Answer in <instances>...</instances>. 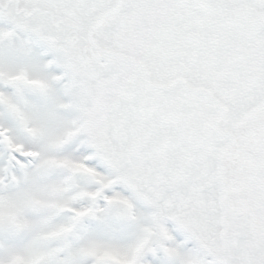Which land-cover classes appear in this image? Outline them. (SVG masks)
Masks as SVG:
<instances>
[{
    "label": "snow or ice",
    "instance_id": "1",
    "mask_svg": "<svg viewBox=\"0 0 264 264\" xmlns=\"http://www.w3.org/2000/svg\"><path fill=\"white\" fill-rule=\"evenodd\" d=\"M0 264H264V0H0Z\"/></svg>",
    "mask_w": 264,
    "mask_h": 264
}]
</instances>
